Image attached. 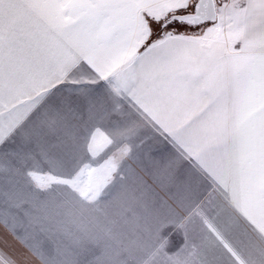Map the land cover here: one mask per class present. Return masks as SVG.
Listing matches in <instances>:
<instances>
[{
  "label": "snow or ice",
  "instance_id": "6c2138e0",
  "mask_svg": "<svg viewBox=\"0 0 264 264\" xmlns=\"http://www.w3.org/2000/svg\"><path fill=\"white\" fill-rule=\"evenodd\" d=\"M0 228V264H264V0H0Z\"/></svg>",
  "mask_w": 264,
  "mask_h": 264
},
{
  "label": "rangeland",
  "instance_id": "374dc122",
  "mask_svg": "<svg viewBox=\"0 0 264 264\" xmlns=\"http://www.w3.org/2000/svg\"><path fill=\"white\" fill-rule=\"evenodd\" d=\"M0 234H4L2 228H0ZM5 235H6V234H5ZM7 238L9 239L10 242L13 243V245H14L16 248H19V245H16L14 241H11V237H7Z\"/></svg>",
  "mask_w": 264,
  "mask_h": 264
}]
</instances>
